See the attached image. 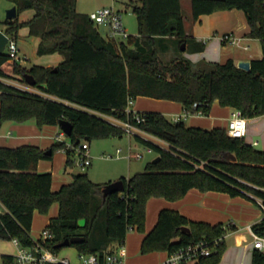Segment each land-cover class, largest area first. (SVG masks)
Here are the masks:
<instances>
[{"label": "trees", "instance_id": "1", "mask_svg": "<svg viewBox=\"0 0 264 264\" xmlns=\"http://www.w3.org/2000/svg\"><path fill=\"white\" fill-rule=\"evenodd\" d=\"M11 1L17 5L18 16L6 18L5 31L18 38L26 27L28 35L39 37V54L59 52L63 59L52 66H24L14 59L10 73L3 66L9 53H0V124L34 118L43 126L65 118L73 123L68 141L77 145L85 139L126 132L105 114L134 122L168 146L136 133V139L151 145L160 159L154 161L155 156L143 170L121 176L124 188L104 195L105 183L93 181L87 171L74 173L71 182L53 191L52 171L38 170L40 159L52 158L60 149L67 151L69 166L75 154L67 148V140H56L51 154L30 143L0 144V200L5 206L0 212L1 238H16L32 246L35 210L46 213L54 202L59 204L58 214L46 226L53 235L41 242L57 252L60 241L75 235H85L72 243L81 252L113 250L114 243L125 242L130 227L145 229L150 197L177 200L193 187L245 195L264 207V149L245 137L230 135L227 127L189 125L155 110L139 111L145 120L137 122L133 113L125 112L129 96L147 95L178 100L188 113L209 114L218 99L222 105L241 109L246 117L264 114V0H191L194 20L221 9L236 7L245 12L247 35L259 38L263 46L262 57L252 59L250 70L231 57L223 62L194 61L183 53L168 62L160 58L157 46L167 37L178 47L193 40L186 33L181 0H130L127 5L137 15L139 32L130 33L120 45L106 37L88 13L77 10V0ZM26 10H33V15L19 20ZM204 45L194 41L191 50L201 51ZM26 72L34 75L37 83L31 85L41 92L5 80L19 76L27 82ZM82 217L84 226L79 225ZM158 217L142 240L143 253L173 250L201 238L212 241L229 230L221 222L195 220L170 207H162ZM252 229L264 237V217ZM225 247L221 241L210 255L193 264H219ZM16 262L14 254H2L1 264ZM252 264H264L263 249L255 247Z\"/></svg>", "mask_w": 264, "mask_h": 264}, {"label": "crops", "instance_id": "2", "mask_svg": "<svg viewBox=\"0 0 264 264\" xmlns=\"http://www.w3.org/2000/svg\"><path fill=\"white\" fill-rule=\"evenodd\" d=\"M181 2L183 11L186 8L188 16H190V20H192V23L188 24L184 11L186 33L189 36H193V40L186 43L187 49L185 50V53H183L184 55L187 56L186 53L188 52L194 55L198 54L199 56L194 57L197 61L207 60L223 62L220 59V54H216V51L218 49L220 51H222L221 49L226 50L228 45L236 44L240 47V49L243 50L239 49L235 53L224 51L226 60L231 57L238 64V62L241 60L252 61L253 58L262 57L263 52L259 55L258 49L254 50L253 48L254 42L261 40L259 38L247 35L250 29L245 12L242 9L234 7L230 9L216 10L211 13L206 12L204 14H201L197 20H194L192 18L191 0H181ZM21 14H24L25 16L23 20L26 18L28 19L33 15V10H26ZM100 27L102 26L100 25ZM224 33L232 34L233 36H235V38H237L238 42L232 43L230 41H222V35ZM131 34L136 35L138 33ZM194 41L203 42L205 44L204 49L201 51H192L191 47L193 46ZM220 44L222 45V47H220ZM50 54L55 56H53L51 60H48L47 63H41L42 65H56L63 59V55L59 52ZM10 61L13 62L14 60L9 59L7 62ZM5 64L3 65L4 68ZM14 80H17L15 83L12 82L15 85L18 82L22 83V80L19 76H17ZM149 100L150 99L148 98H142L140 101H137V103H134V110H150L148 109L150 108L149 104L146 102ZM163 108H171L172 112L176 113L174 118L181 117L183 115V112L181 113L180 110V108L183 109L182 104H167L164 105ZM232 109V106L222 105L219 100L216 99L212 104L209 114L194 113L200 114L201 116L191 119L193 123H191L190 125H197L208 128L214 126L227 127ZM163 111L169 112L166 111V109H163ZM247 118L249 123L248 133L245 136V140L253 144L254 146L259 145L260 149H264V114ZM61 131L62 128L59 124H44L43 126H39L34 118L28 119L23 122L7 120L0 124V144L6 146H18L30 143L46 149L57 140V136L61 133ZM57 152L58 153H55L54 158L51 159L52 165L48 166V158L40 159L38 164L39 171H45L49 168H52L53 191L57 190L61 186V184L71 182L73 178L71 177L70 179L64 176L61 177L62 181L57 186L54 184L56 168L57 170L61 168H63L64 171L67 170V166L65 163L68 157L67 151L65 149H60ZM56 156L58 162L55 164V162L57 161ZM55 166L56 168H54ZM215 193V197L212 198ZM250 194L251 196H253L252 193ZM256 198L259 200L258 197ZM173 208L179 210L183 213V215L185 214L192 219L204 220L212 224L221 222L224 224V226L229 227V230L227 231L223 239L226 245L224 253L222 255L223 264H249V261L251 259L250 253L252 252L253 254V251L256 247L254 244L255 238L251 228L253 223L259 221L264 217V207L258 205L252 198L245 195L232 196L227 192H220L217 190L202 191L199 188L193 187L189 189L184 197L175 200V207ZM58 210L59 204L57 202L55 210H50L47 214H44L43 217L38 218V213L35 211L32 230H34L33 227L38 226L40 222H42V225L44 224V226H47L52 215L55 216L58 214ZM32 230L31 235L33 238L36 239L37 237H40L36 235L37 230L34 231L35 233H32ZM229 239L231 240L228 241ZM261 249L264 250V246ZM17 252L18 245L13 239L8 240V242L3 241L2 243H0V264L2 261L3 253H11L16 255Z\"/></svg>", "mask_w": 264, "mask_h": 264}, {"label": "rangeland", "instance_id": "3", "mask_svg": "<svg viewBox=\"0 0 264 264\" xmlns=\"http://www.w3.org/2000/svg\"><path fill=\"white\" fill-rule=\"evenodd\" d=\"M130 0H77L76 8L78 11L88 13L90 14L92 11H95L96 9L104 6V5H113L116 9L121 10L123 15V24H125L126 30L128 33H138L139 27H138V21L137 15L135 11L127 5V3ZM13 2L11 0H0V29H6L7 23H6V14L7 9L13 6ZM185 17L187 19L188 24L192 23V20H190V16H188L187 9L185 8ZM30 12V11H29ZM19 20H22L25 16L24 14H20ZM100 27L101 32L106 36L108 31L107 25H101ZM28 31L26 27H23L20 29L18 34V42L20 46V57L17 59V61L24 66H30L32 64H41V63H47L48 60H51L53 56L50 53L47 54H39L38 53V45H39V37L37 36H31L27 34ZM122 38V37H120ZM184 44V49H182V45ZM158 54L163 61L168 62L177 54L185 53V50L187 49L186 42H182L181 46L178 47L174 42H172L170 37H167L164 42H162L159 46H157ZM220 47L222 45L220 44ZM254 50L258 49V54L260 55L263 52V46L261 41H255L253 45ZM240 47L238 45H228L227 49H219L216 51V54H220L221 61H225L226 58L224 56V51H230L232 53H235L238 51ZM243 50V49H240ZM223 52V53H222ZM187 56H189L192 60H195L194 57L199 56L186 53ZM13 62H7L5 64V68L7 71L13 73ZM16 76L13 78H6L5 80L10 83H15L17 80ZM142 98H148L149 101H146L149 104L148 109L155 110L164 113L170 120H174V116L176 113H173L171 108H163L164 105L167 104H182L180 101L175 99H168V98H159V97H153V96H147V95H140L135 98V102L140 101ZM145 100V99H143ZM153 104V105H152ZM163 109H166L164 112ZM181 113L183 114L180 118L186 120L185 122L187 124L193 123L191 119L198 118L201 116L200 114H185V111H183L182 108H180ZM195 121V120H194ZM143 136H146L147 138L157 142V143H164L162 139L153 136L150 133H147L145 131L140 132ZM65 139H68V135L65 136ZM90 142V154L92 155V162L85 168H83L81 165H79L76 162V155H71L72 162L67 166V170L64 171L63 168L55 170V181L54 184L57 186L62 180L61 177H68L71 179L73 177L74 173L87 171L90 178L95 182H102V183H110L115 180H118L121 178V176L129 177L132 174H134L137 171L143 170L145 168L146 163L154 158L156 156V152L148 153L145 151V144L140 142L136 139L134 133H128L125 132L122 136L120 135H109V136H99L94 137ZM131 145V147H129ZM258 148H260L259 145H256ZM122 148V151L118 152V148ZM132 151L133 155L131 158H128L127 155L129 151ZM138 150L145 151L144 156L142 158H136L134 156L135 152ZM59 151V150H57ZM55 153H58V152ZM55 153L52 158H48V166L51 164V159L54 158ZM110 154H113V156H110ZM68 156V153H67ZM68 158V157H67ZM57 160V156H56ZM58 162V160L55 162V164ZM67 162V159L65 163ZM52 167V166H51ZM52 168H49L45 171H52ZM61 174V175H59ZM216 193L212 198H214ZM162 200V201H160ZM57 205V202H54L48 212L50 210H55ZM162 207H175V200H170L162 196H153L151 197L150 201L147 204V213H146V225L144 230H139L137 227H130L129 233L127 234L126 240L124 242V251L127 256V260L129 261V264H154L161 259H163L166 255L165 250H155L152 252L143 253L141 249V244L144 236L148 234V232L154 227L156 224L158 213ZM38 213V218L43 217L44 214H47L48 212L44 213L41 212L39 209L35 210ZM44 224L42 225V222L38 224V226H34L32 230V233H35L34 231L37 230L36 235L40 236L42 233V230L45 228ZM229 239L228 241H230ZM8 242L7 239H3L0 237V243L2 242ZM120 243H114L113 248L117 249L119 247ZM58 253L60 256H67L69 257L71 262L74 264L80 263L79 258V250L75 245H66L64 247H61L58 250ZM251 259L249 261V264H252V252ZM222 262V263H221ZM219 264H223V257L220 260Z\"/></svg>", "mask_w": 264, "mask_h": 264}, {"label": "built area", "instance_id": "4", "mask_svg": "<svg viewBox=\"0 0 264 264\" xmlns=\"http://www.w3.org/2000/svg\"><path fill=\"white\" fill-rule=\"evenodd\" d=\"M91 19L98 25H107L108 31L106 37L114 41L117 45L124 40H127L129 34L123 24V15L121 10L116 9L113 5L102 6L95 11H92L90 14ZM5 31V30H4ZM6 32V31H5ZM8 41L6 44V50L9 53L10 59H18L19 55V42L18 38L13 35L8 34ZM122 37V38H120ZM222 41H230L232 43L238 42L237 38L230 33H224L222 35ZM17 86L21 88H26L30 90H35L41 92L39 89L33 87L30 83L22 81V83H16ZM135 98L133 96L128 97L127 106L125 107V112L129 114H134L137 122L145 120V116L134 110ZM185 114H189L185 112ZM110 121L120 124L124 127L125 131L128 133H140L143 131L138 125L130 120H123L115 116L105 115ZM180 117H175L174 120H178ZM248 118L244 115L241 109L233 108L230 118L228 120L227 132L236 137H245L248 133ZM141 134V133H140ZM66 132L63 130L57 136V140H65ZM146 137V136H145ZM164 143H160L162 146H168V143L163 140ZM131 147V145L129 146ZM67 148L76 155V162L81 165L83 168L91 164L92 155L90 154V142L85 139L83 142L75 145L71 144L67 140ZM145 151L148 153L155 152L154 148L151 145L145 146ZM118 152L122 151V148L117 149ZM144 151V152H145ZM144 152L138 150L135 152L134 156L136 158H142ZM133 155L130 150L127 157L131 158ZM113 156V154H110ZM262 203V200L259 199ZM5 210V206L0 200V212ZM48 227H45L42 230L40 237H37L34 240L32 246H25L19 243L18 239L14 238L13 240L18 245V252L15 255L17 264H50V263H62V264H74L71 262L70 258L67 256H60L57 251H54L47 246H45L42 240H45L48 237H51L53 234ZM254 235V244L256 247L262 248L264 246V237L258 235L253 231ZM225 235L219 236L212 241H209L205 238H201L194 242H190L186 245L179 246L173 250H166V255L160 261L154 264H193L198 261L202 256L210 255L213 249L223 241ZM124 242L119 244L117 249L105 251V252H81L79 251V264H128L127 256L124 251Z\"/></svg>", "mask_w": 264, "mask_h": 264}, {"label": "water", "instance_id": "5", "mask_svg": "<svg viewBox=\"0 0 264 264\" xmlns=\"http://www.w3.org/2000/svg\"><path fill=\"white\" fill-rule=\"evenodd\" d=\"M8 19H15L18 16V10H17V5L14 4L13 6H11L10 8L7 9V14H6ZM8 41V35L7 32H5L4 30H0V53L5 52L6 48V44ZM182 48H184V44L182 45ZM238 66L242 67L246 70H250L251 69V60H241L238 62ZM24 77L26 79V81L30 84H35L36 82V78L34 77V75L32 73L26 72L24 74ZM59 125L61 126L62 130L64 132H66V134L68 136L71 135L72 131H73V123L71 121H69L68 119L62 118L59 121ZM80 141V139H77V142ZM45 152L48 154L52 153V148L48 147L45 149ZM232 158L236 159V156L231 153L230 155ZM160 159V156H156L153 160L157 161ZM124 188V181L122 178H119L118 180H115L113 182L110 183H106L103 186V192L104 195H107L109 192L112 191H117L120 189ZM86 223V218L82 217L79 219V225L80 226H84ZM182 229L190 231V227L188 226H182ZM85 238V235H75L72 237H66L64 238L62 241H60L57 245L59 247H64L66 245H70L72 243H76L79 241H82Z\"/></svg>", "mask_w": 264, "mask_h": 264}]
</instances>
